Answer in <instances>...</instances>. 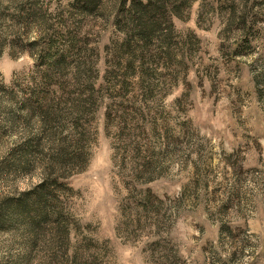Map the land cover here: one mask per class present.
<instances>
[{
  "label": "rangeland",
  "instance_id": "obj_1",
  "mask_svg": "<svg viewBox=\"0 0 264 264\" xmlns=\"http://www.w3.org/2000/svg\"><path fill=\"white\" fill-rule=\"evenodd\" d=\"M121 1L0 0V264H264V0H191L133 68Z\"/></svg>",
  "mask_w": 264,
  "mask_h": 264
},
{
  "label": "trees",
  "instance_id": "obj_2",
  "mask_svg": "<svg viewBox=\"0 0 264 264\" xmlns=\"http://www.w3.org/2000/svg\"><path fill=\"white\" fill-rule=\"evenodd\" d=\"M100 2L101 0H87V2L82 5L83 7L81 9L88 10L91 14H96ZM190 4L191 0H122L116 6L117 10H115V14L117 18L115 23L118 30L125 34L127 40L123 45L117 48L115 55L119 57L124 56L123 54L127 55L129 68H133L136 61L143 63L145 67L146 60L149 59L151 52L154 50L153 47H158L159 45L161 50L166 49V47L168 49L171 48V39L169 36L173 27L171 17L175 16L180 18L182 9L190 6ZM59 37L61 38L63 36L60 35ZM79 38L80 34L78 35V32L75 33L69 38L68 43L70 47H68V51L51 57L49 56V70L55 71L58 77L61 78L62 73L68 70L74 58L81 60V63L77 66L78 72H80V67L85 68L88 62H90L88 55L82 57L86 51H84L83 47L80 48L83 41ZM156 43L158 45H156ZM167 52L168 51L163 50L162 54L155 56L163 60L167 58ZM82 61H84V63ZM144 67H142V70ZM51 79L52 77L50 76L45 77V80ZM47 93L46 89L36 94L34 93V102H31L30 106L27 105V109L30 113L44 109V111L41 112L45 116H48V109L44 106V104L47 103ZM51 196L52 192L44 188L43 191L34 197L35 199L29 201L31 196L26 195L24 199L19 202V205L22 206L23 204L30 203V207L28 206L29 212H27L26 215L23 214V218L28 216V214L34 213L35 219H38L37 223L33 226V233L35 236H37L43 230V226L54 217L53 209L51 210L48 207ZM5 222L4 219H1V223L4 224Z\"/></svg>",
  "mask_w": 264,
  "mask_h": 264
}]
</instances>
